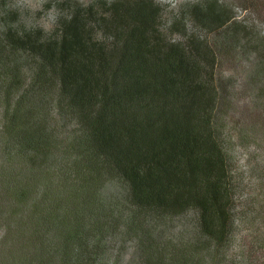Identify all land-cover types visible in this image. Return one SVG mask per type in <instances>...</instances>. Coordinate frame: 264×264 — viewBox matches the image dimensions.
<instances>
[{"label": "trees", "instance_id": "obj_1", "mask_svg": "<svg viewBox=\"0 0 264 264\" xmlns=\"http://www.w3.org/2000/svg\"><path fill=\"white\" fill-rule=\"evenodd\" d=\"M11 1L0 0V264H109L120 237L138 264H226L234 197L218 117L236 80L218 67L255 55L248 85L264 92V0L188 3L168 29L178 40L157 0H54L51 34L21 24ZM114 179L122 204L103 197ZM189 212L192 239L156 235Z\"/></svg>", "mask_w": 264, "mask_h": 264}, {"label": "rangeland", "instance_id": "obj_2", "mask_svg": "<svg viewBox=\"0 0 264 264\" xmlns=\"http://www.w3.org/2000/svg\"><path fill=\"white\" fill-rule=\"evenodd\" d=\"M54 0H12L10 8L20 14L21 24L28 28H42L51 34L57 24L59 11L47 6ZM88 4L93 0H79ZM197 0H157L163 6V25L168 37L180 39L168 31L171 23L186 4ZM240 5L239 0H230ZM240 17L249 15L240 7ZM257 13H253L255 20ZM264 12L256 20L261 24ZM264 31V26L261 27ZM255 55L243 51L237 58H221L218 74L236 80L232 98L221 109L218 127L228 155L232 179L234 229L228 244L226 264H264V92L250 87L256 69ZM264 91V90H263ZM127 186L118 179L111 180L103 190L107 202L122 204ZM197 233V214L189 212L168 220L158 227L157 234L165 239L184 241ZM123 237L113 243L109 264H138L135 241ZM121 252V253H120ZM120 254V256H119Z\"/></svg>", "mask_w": 264, "mask_h": 264}]
</instances>
